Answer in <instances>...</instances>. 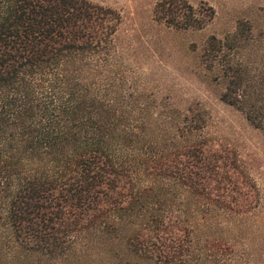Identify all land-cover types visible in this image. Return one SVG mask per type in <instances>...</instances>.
I'll return each mask as SVG.
<instances>
[{"label": "trees", "instance_id": "obj_1", "mask_svg": "<svg viewBox=\"0 0 264 264\" xmlns=\"http://www.w3.org/2000/svg\"><path fill=\"white\" fill-rule=\"evenodd\" d=\"M214 14L186 0H160L153 10L158 23L177 31H202ZM119 24L114 9L88 0H0V219L16 253L59 260L75 245H89L91 236L121 237L128 213L144 210L152 190L134 167L171 179L203 207L236 215L258 208L255 185L219 141L210 146L191 139L167 157L135 159L134 149L119 140L145 125L129 117L118 126L100 113L118 106L108 89L116 82L111 51ZM232 43L235 49L241 44ZM225 48L216 36L208 38L199 68L208 84L221 85L222 102L264 132V87L253 90ZM19 119L24 131L17 132ZM193 119L177 129L180 137H191L203 121ZM26 166L32 169L13 181L12 170ZM147 213L138 215L144 225L126 237L137 264H222L234 252L222 242L199 247L182 211Z\"/></svg>", "mask_w": 264, "mask_h": 264}, {"label": "rangeland", "instance_id": "obj_2", "mask_svg": "<svg viewBox=\"0 0 264 264\" xmlns=\"http://www.w3.org/2000/svg\"><path fill=\"white\" fill-rule=\"evenodd\" d=\"M88 1L110 7L120 16L111 51L116 82L108 89V98L118 105L117 112L100 113L117 120L118 126L129 117L145 121L144 127L133 129L119 140L134 149L135 159L167 157L182 151L191 139L207 140L210 146L219 141L233 150L244 174L255 185L258 208L249 214L236 215L203 207L196 195L171 179L155 177L143 167H134L137 178L151 185L152 190L146 194L144 210L137 207L128 213L121 237L91 236L86 247L75 245L66 257L50 260L12 251L4 221L0 219V264H108L110 261L137 264L136 257L126 249V237L144 225L145 219L139 218V214L147 210V215H153L157 208L174 214L185 213L192 220L199 247L208 250L211 243L230 244L234 252L225 256L222 264H264V132L250 125L239 108L222 102L221 85L208 84L199 68L204 42L216 36L226 45L225 55H231L246 71L248 85L255 91L263 89L264 0H186L197 10L206 7L214 10L212 22L202 31H177L158 23L153 10L160 0ZM232 40L241 44L235 45V49ZM196 115L203 121L195 124ZM186 118L188 124L196 121L193 124L197 130L191 137H180L177 129ZM20 123L19 119L13 125V129L18 127L17 132L24 131ZM30 169L29 166L13 169L12 180ZM217 262L209 260V264Z\"/></svg>", "mask_w": 264, "mask_h": 264}]
</instances>
